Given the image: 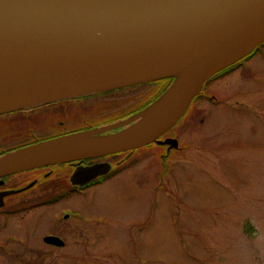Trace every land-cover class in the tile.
Returning <instances> with one entry per match:
<instances>
[{
  "label": "rangeland",
  "instance_id": "rangeland-1",
  "mask_svg": "<svg viewBox=\"0 0 264 264\" xmlns=\"http://www.w3.org/2000/svg\"><path fill=\"white\" fill-rule=\"evenodd\" d=\"M147 89L117 91L105 102ZM206 94L208 100L200 99L175 126V159L140 147L131 152L142 158L139 166L47 208L48 224L62 210L85 217L68 220L66 239L73 244L67 249L53 250L46 262L2 257L0 264H264V48L227 77L213 78ZM100 101L89 97L0 115V154L20 150L30 138L16 132L44 136L60 122L95 124L98 115L114 110ZM95 228L104 235L88 241Z\"/></svg>",
  "mask_w": 264,
  "mask_h": 264
},
{
  "label": "water",
  "instance_id": "water-1",
  "mask_svg": "<svg viewBox=\"0 0 264 264\" xmlns=\"http://www.w3.org/2000/svg\"><path fill=\"white\" fill-rule=\"evenodd\" d=\"M263 43L264 0H0V115L175 78L130 120L1 156L0 178L158 143L208 80ZM110 169L80 168L71 182L82 185Z\"/></svg>",
  "mask_w": 264,
  "mask_h": 264
},
{
  "label": "flooded vegetation",
  "instance_id": "flooded-vegetation-1",
  "mask_svg": "<svg viewBox=\"0 0 264 264\" xmlns=\"http://www.w3.org/2000/svg\"><path fill=\"white\" fill-rule=\"evenodd\" d=\"M112 93L117 92L104 91L89 93L49 104L48 106H56L61 103H78L92 97L93 99H101L100 103L102 105L113 108L114 110L98 115V119L95 121L98 126L96 123L85 127L73 125L72 123L64 124L60 122L56 125V132L44 136H36L31 132L33 130L27 133L23 131L16 132L17 135L30 137L26 141L20 143L19 147L23 148L45 142L46 140L104 129L130 120L142 112L146 100L143 103L135 105L136 107L133 108L134 103L138 101L133 97L124 99L112 97L111 99H107L110 101L106 104V98L104 97L110 96ZM206 93L207 90L203 91L201 94L202 99H207L205 96ZM210 100L209 97V101ZM116 101H123V105L117 106ZM115 106L119 107V109H117L118 115H115L117 113ZM23 112L28 111L20 110L12 114ZM133 112H135V114L131 115ZM18 118V116H14L11 120L13 119L14 121ZM128 127V125H125L116 130L102 132L91 137L103 138L112 136ZM179 138L180 134L178 133H168L161 137L158 143H153L147 147H152L159 153L165 150L164 158L171 157L175 159L172 150H178V148L174 147L172 143L165 144V142L171 139L177 140L179 147ZM1 144L2 143H0V147L2 146ZM10 151L13 150H8L7 152ZM161 156L162 154H160V157ZM101 164H109L111 166L107 174L99 175L97 178L82 185L72 184L71 177L76 170ZM140 164H142V158H132L131 151H127L51 166H43L14 175L1 177L0 260L2 257H6L14 260L29 258L30 260L37 259L46 262L47 258H50L54 254L53 250L60 252L63 251V249H67L69 244H73L69 243L66 239L70 236V226L67 224L68 220L74 218L77 220V223H81L85 222V217L80 214L78 210H59L60 212H58L56 216L49 219L48 224L47 218L50 217V213L47 208L60 206L65 200L86 196L90 191L105 186L110 180L129 170L132 165L137 167ZM38 229L41 230L38 231ZM97 233H99L101 237L104 235L95 228L91 230V233L88 234L86 239H88V241L94 240ZM49 238H57L63 242V245H53L49 243ZM117 239H120V237Z\"/></svg>",
  "mask_w": 264,
  "mask_h": 264
},
{
  "label": "trees",
  "instance_id": "trees-1",
  "mask_svg": "<svg viewBox=\"0 0 264 264\" xmlns=\"http://www.w3.org/2000/svg\"><path fill=\"white\" fill-rule=\"evenodd\" d=\"M263 48H264V43L261 44L259 47H257L254 52H252L250 55L243 58L242 60H247V59L249 60L250 58H254L255 56H257L260 53V51ZM239 62H241V60L238 61L237 63H235L234 65L220 71L213 78H215V77L224 78V77L232 74L234 72L235 68L237 67V65L239 64ZM213 78L210 79L204 85V89H206L207 86L210 85V83L213 81ZM174 80H175V78L169 77V78L159 79V80H155V81H151V82L139 83V84H135L132 86H126V87H121V88H117V89H112V90H108V92H117V91H121V90H129V89H134L136 87L145 86V88H148L145 94L139 93V94L133 96V98H135V100H138L137 102L134 103L133 108L136 107L135 105H137L139 103H143L146 100L145 105L143 106V108H144L145 106H148V105L154 103L157 99H159V97H161L167 91V89L171 86V84L174 82ZM200 97H201L200 95L198 97H196L193 102H195L197 104L199 102V100L201 99Z\"/></svg>",
  "mask_w": 264,
  "mask_h": 264
},
{
  "label": "bare ground",
  "instance_id": "bare-ground-1",
  "mask_svg": "<svg viewBox=\"0 0 264 264\" xmlns=\"http://www.w3.org/2000/svg\"><path fill=\"white\" fill-rule=\"evenodd\" d=\"M226 77H227V76H226ZM124 173H125V172H124ZM124 173H123V174H124ZM117 177H118V176H116L115 178H117ZM115 178H114V179H115ZM99 242H100V241H99Z\"/></svg>",
  "mask_w": 264,
  "mask_h": 264
}]
</instances>
